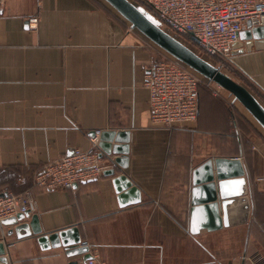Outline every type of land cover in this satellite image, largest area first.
<instances>
[{
	"label": "crops",
	"instance_id": "crops-1",
	"mask_svg": "<svg viewBox=\"0 0 264 264\" xmlns=\"http://www.w3.org/2000/svg\"><path fill=\"white\" fill-rule=\"evenodd\" d=\"M32 16L38 18L33 32L27 26ZM168 59L105 0H0V194H29L42 234L75 227L90 246L68 258L63 248L42 251L35 236L19 240L13 226L0 224L8 264H84L93 251L105 264H251L254 254L264 258V130L236 102L235 111L230 108L234 98L214 85L198 88L195 122L153 126L145 76L156 60ZM231 60L236 82L264 108V49ZM233 115L241 124L234 133ZM94 130L103 131L98 147L104 162L114 165L121 155L107 157L102 148H125V167L114 165L115 176L125 175L139 189V203L128 198L120 207L114 176L72 190L34 185L43 166L88 149ZM110 132L124 136L118 143L103 140ZM215 158L239 160L249 218L237 224L234 211L230 226L192 233L193 172Z\"/></svg>",
	"mask_w": 264,
	"mask_h": 264
},
{
	"label": "built area",
	"instance_id": "built-area-1",
	"mask_svg": "<svg viewBox=\"0 0 264 264\" xmlns=\"http://www.w3.org/2000/svg\"><path fill=\"white\" fill-rule=\"evenodd\" d=\"M145 6L155 20L169 32L190 44L203 57L219 58L232 63V45L245 29L264 27V0H135ZM37 16L27 20L29 31H36ZM198 54V53H196ZM219 86L198 76L174 59L156 60L145 76L149 93L150 121L155 127L172 128L193 123L198 111V88ZM214 91V90H213ZM214 95L217 91H214ZM102 130L89 136L86 150L76 149L42 167L33 183L45 191L58 188L72 190L75 185L100 178L111 162H104L99 151ZM108 165V166H107ZM109 169V170H110ZM36 200L27 193L0 194V224L17 215L34 214ZM81 247L89 250V244ZM93 251V250H92ZM251 264H264L260 254L248 257ZM84 264H105L97 260L95 251Z\"/></svg>",
	"mask_w": 264,
	"mask_h": 264
},
{
	"label": "water",
	"instance_id": "water-1",
	"mask_svg": "<svg viewBox=\"0 0 264 264\" xmlns=\"http://www.w3.org/2000/svg\"><path fill=\"white\" fill-rule=\"evenodd\" d=\"M105 1L131 24L132 29L138 30L144 37L179 63L231 95L264 130V108L244 86L223 74L218 68L212 66L170 36L128 0ZM252 48L255 50L264 49V27L241 31L238 42L232 45L231 56L249 52ZM105 136L108 137L103 140H114L118 143L124 134L110 132ZM101 139L102 134L100 142ZM124 150V147L117 145L109 147V149L107 147L102 148L104 155L107 157L121 155V158L114 160V165L121 168L125 167V160L122 158L126 155ZM115 173V166H113L112 169L105 171L103 175L114 176L112 179L114 189L117 194L121 193L119 197L120 207L125 206L123 202L128 198L132 204L139 203V189L125 175L115 176ZM214 180L217 181L216 184ZM192 183L193 188L190 193V231L192 233L200 228L214 230L230 226V218L234 211L240 214L237 224L247 223L250 214V203L247 196L244 170L239 160L225 158L207 160L194 170ZM23 219H30V221L19 224L18 222ZM206 220H208L207 223ZM1 225L13 226L12 233L19 240L35 236L36 242L42 251L50 248H63L68 258L88 251L87 248L80 246L81 241L77 228L71 227L52 234H42L36 215H29L28 213L17 215L2 221ZM5 246L8 245L0 242V264H8L7 258L4 256ZM84 260L86 261L88 258ZM68 264H77V262L71 261Z\"/></svg>",
	"mask_w": 264,
	"mask_h": 264
},
{
	"label": "rangeland",
	"instance_id": "rangeland-1",
	"mask_svg": "<svg viewBox=\"0 0 264 264\" xmlns=\"http://www.w3.org/2000/svg\"><path fill=\"white\" fill-rule=\"evenodd\" d=\"M155 24H157L161 29H163L166 33H168L170 36L174 37L177 41H179L181 44H183L185 47L189 48L191 51H193L194 53H198L196 51L195 48H193L190 44H187L186 42H184L183 40H181L180 38L176 37L174 34H172L171 32H169L161 23H159L157 20L154 19L153 21ZM197 54V55H198ZM201 55V54H199ZM204 59V58H203ZM205 61L210 63L212 66L218 68L223 74L227 75L228 77H230L232 80L237 81L236 79L237 76L235 74V71H233V68H231V63L225 61V60H217V61H213V60H209L205 58ZM238 83V82H237ZM200 86H203V84H201ZM233 98V97H231ZM232 103L230 104V108L234 109L235 111V107H234V102L235 106H241L237 101H234V99H232ZM248 114V113H247ZM251 118V117H250ZM252 120V119H251ZM231 129L233 130L232 133H234V131L237 129L236 127L241 128V124H240V120L237 119V117L233 115L232 119H231Z\"/></svg>",
	"mask_w": 264,
	"mask_h": 264
},
{
	"label": "trees",
	"instance_id": "trees-1",
	"mask_svg": "<svg viewBox=\"0 0 264 264\" xmlns=\"http://www.w3.org/2000/svg\"><path fill=\"white\" fill-rule=\"evenodd\" d=\"M130 3H132L135 7H137V8H141L140 10L147 16V17H149L152 21H154V18H153V16H151V15H149L148 14V12H149V10L145 7V6H141L140 4H138L135 0H128ZM133 1V2H132ZM199 55V54H198ZM203 60H205V58L206 59H209V60H213V61H217V60H220L219 58H214V59H210V58H208V57H203V56H201V55H199ZM172 59H174V58H172ZM175 60V59H174ZM177 61V60H176ZM181 64V63H180ZM210 64V63H209ZM186 67V66H185ZM186 68H188V67H186ZM189 69V68H188ZM189 70H191V69H189ZM192 71V70H191ZM193 73H195L194 71H192ZM195 74H197V73H195ZM198 75V74H197ZM198 76H200V75H198ZM201 77V76H200Z\"/></svg>",
	"mask_w": 264,
	"mask_h": 264
}]
</instances>
